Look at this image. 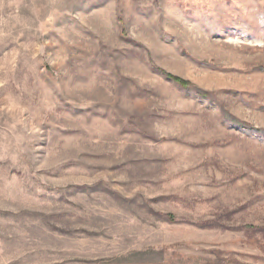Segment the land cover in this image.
<instances>
[{
	"label": "rangeland",
	"instance_id": "rangeland-1",
	"mask_svg": "<svg viewBox=\"0 0 264 264\" xmlns=\"http://www.w3.org/2000/svg\"><path fill=\"white\" fill-rule=\"evenodd\" d=\"M0 264H264V0H0Z\"/></svg>",
	"mask_w": 264,
	"mask_h": 264
},
{
	"label": "trees",
	"instance_id": "trees-1",
	"mask_svg": "<svg viewBox=\"0 0 264 264\" xmlns=\"http://www.w3.org/2000/svg\"><path fill=\"white\" fill-rule=\"evenodd\" d=\"M176 80H177L178 82H180L182 85H187V83H188V82L182 80V79L179 78V77H176Z\"/></svg>",
	"mask_w": 264,
	"mask_h": 264
}]
</instances>
